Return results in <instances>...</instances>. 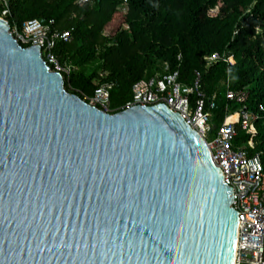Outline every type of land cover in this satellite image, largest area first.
Masks as SVG:
<instances>
[{"label": "water", "instance_id": "obj_1", "mask_svg": "<svg viewBox=\"0 0 264 264\" xmlns=\"http://www.w3.org/2000/svg\"><path fill=\"white\" fill-rule=\"evenodd\" d=\"M0 18V264H234L206 142L160 103L105 113Z\"/></svg>", "mask_w": 264, "mask_h": 264}, {"label": "trees", "instance_id": "obj_2", "mask_svg": "<svg viewBox=\"0 0 264 264\" xmlns=\"http://www.w3.org/2000/svg\"><path fill=\"white\" fill-rule=\"evenodd\" d=\"M12 0L11 22L54 19L61 30L72 29L70 42L56 53L66 88L92 95L105 82H114L112 104L117 110L132 96L134 83L164 62L191 83L195 70L203 72L204 90L218 93L212 123H221L228 102L226 85L248 89L249 107L264 106V0ZM233 57L206 68L203 58L213 53ZM82 97V96H81ZM256 150L264 164V112H260ZM237 120V117H235ZM249 135L241 134L244 141Z\"/></svg>", "mask_w": 264, "mask_h": 264}, {"label": "built area", "instance_id": "obj_3", "mask_svg": "<svg viewBox=\"0 0 264 264\" xmlns=\"http://www.w3.org/2000/svg\"><path fill=\"white\" fill-rule=\"evenodd\" d=\"M91 0H79L83 5ZM12 0H0V18L10 24V33L25 48L39 46L43 59L55 72L71 75L72 66L62 65L56 53L60 42H70L72 29L61 30L54 19L36 18L23 23L11 22ZM206 68L220 61L232 62L233 57L213 53L203 58ZM65 78V77H64ZM114 82L101 84L92 95L79 91L81 98L109 114H116L112 104ZM228 102L235 103L233 109L227 104L224 120L214 125V110L217 108L218 93L208 95L204 90L203 72L195 70L194 79L187 83L181 79V72L169 62L134 83L132 96L120 107L122 111L135 106L165 105L183 120L206 142L214 163L221 170L224 181L233 188L232 206L238 212V231L234 264H264V164L261 152L256 150L255 137L258 133V110L249 107L248 89L234 90L226 85ZM119 113V112H118ZM237 117V120L233 118ZM249 138L240 141L241 134Z\"/></svg>", "mask_w": 264, "mask_h": 264}, {"label": "bare ground", "instance_id": "obj_4", "mask_svg": "<svg viewBox=\"0 0 264 264\" xmlns=\"http://www.w3.org/2000/svg\"><path fill=\"white\" fill-rule=\"evenodd\" d=\"M233 120H235V118H233Z\"/></svg>", "mask_w": 264, "mask_h": 264}]
</instances>
